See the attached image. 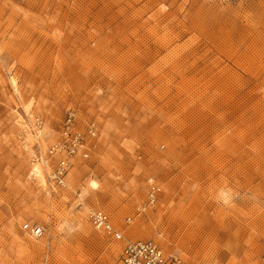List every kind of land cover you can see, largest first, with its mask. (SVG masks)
Segmentation results:
<instances>
[{"label": "rangeland", "instance_id": "374dc122", "mask_svg": "<svg viewBox=\"0 0 264 264\" xmlns=\"http://www.w3.org/2000/svg\"><path fill=\"white\" fill-rule=\"evenodd\" d=\"M69 110L99 136L57 188ZM96 208L185 264H264V0H0V264H119Z\"/></svg>", "mask_w": 264, "mask_h": 264}, {"label": "built area", "instance_id": "2783aa9c", "mask_svg": "<svg viewBox=\"0 0 264 264\" xmlns=\"http://www.w3.org/2000/svg\"><path fill=\"white\" fill-rule=\"evenodd\" d=\"M36 122L39 127L42 126L40 119ZM98 136L99 128L94 121L81 122L78 113L75 110H69L59 139L48 150L54 164L48 174L49 184L57 188L67 187L68 176L75 161L90 158ZM160 193V185L150 179L146 206H154L158 202ZM88 222L94 230L123 243L119 264H185L180 254L164 250L154 240L125 239L123 232L112 221L111 215L101 208L92 209L89 212ZM24 230L35 238H41L44 235V228L39 225L26 224Z\"/></svg>", "mask_w": 264, "mask_h": 264}, {"label": "bare ground", "instance_id": "6f19581e", "mask_svg": "<svg viewBox=\"0 0 264 264\" xmlns=\"http://www.w3.org/2000/svg\"><path fill=\"white\" fill-rule=\"evenodd\" d=\"M33 174L36 175L37 177H41L42 176L41 175V168L35 165L34 169H33ZM112 221H113V219H112Z\"/></svg>", "mask_w": 264, "mask_h": 264}, {"label": "crops", "instance_id": "0c3cea01", "mask_svg": "<svg viewBox=\"0 0 264 264\" xmlns=\"http://www.w3.org/2000/svg\"><path fill=\"white\" fill-rule=\"evenodd\" d=\"M77 161H75L74 165L76 164Z\"/></svg>", "mask_w": 264, "mask_h": 264}]
</instances>
